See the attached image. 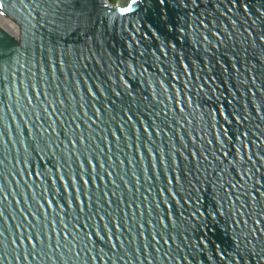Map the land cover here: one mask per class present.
<instances>
[{
    "label": "water",
    "instance_id": "95a60500",
    "mask_svg": "<svg viewBox=\"0 0 264 264\" xmlns=\"http://www.w3.org/2000/svg\"><path fill=\"white\" fill-rule=\"evenodd\" d=\"M0 8V264H264V0Z\"/></svg>",
    "mask_w": 264,
    "mask_h": 264
},
{
    "label": "built area",
    "instance_id": "2783aa9c",
    "mask_svg": "<svg viewBox=\"0 0 264 264\" xmlns=\"http://www.w3.org/2000/svg\"><path fill=\"white\" fill-rule=\"evenodd\" d=\"M4 20H8L9 22H11L13 24V26L11 27L12 29L8 30L10 31L11 33L17 35L18 32H19V27L17 25L16 22H14L6 13L3 9L0 8V25L3 26V22ZM5 29L6 27L3 26Z\"/></svg>",
    "mask_w": 264,
    "mask_h": 264
},
{
    "label": "bare ground",
    "instance_id": "6f19581e",
    "mask_svg": "<svg viewBox=\"0 0 264 264\" xmlns=\"http://www.w3.org/2000/svg\"><path fill=\"white\" fill-rule=\"evenodd\" d=\"M3 26H5L6 29L10 30V29H12L11 27L13 26V24L11 22H9L8 20H4Z\"/></svg>",
    "mask_w": 264,
    "mask_h": 264
},
{
    "label": "snow or ice",
    "instance_id": "6c2138e0",
    "mask_svg": "<svg viewBox=\"0 0 264 264\" xmlns=\"http://www.w3.org/2000/svg\"><path fill=\"white\" fill-rule=\"evenodd\" d=\"M133 2H135V0H133ZM130 8H131V5H129V8H122V9H120V11L121 12H127V11L130 10Z\"/></svg>",
    "mask_w": 264,
    "mask_h": 264
},
{
    "label": "trees",
    "instance_id": "16d2710c",
    "mask_svg": "<svg viewBox=\"0 0 264 264\" xmlns=\"http://www.w3.org/2000/svg\"><path fill=\"white\" fill-rule=\"evenodd\" d=\"M111 3H115L116 2V0H109Z\"/></svg>",
    "mask_w": 264,
    "mask_h": 264
}]
</instances>
